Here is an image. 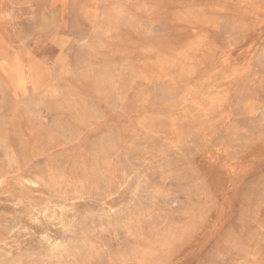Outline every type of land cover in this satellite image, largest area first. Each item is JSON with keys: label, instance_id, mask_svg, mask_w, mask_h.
Segmentation results:
<instances>
[{"label": "rangeland", "instance_id": "rangeland-1", "mask_svg": "<svg viewBox=\"0 0 264 264\" xmlns=\"http://www.w3.org/2000/svg\"><path fill=\"white\" fill-rule=\"evenodd\" d=\"M0 264H264V0H0Z\"/></svg>", "mask_w": 264, "mask_h": 264}]
</instances>
